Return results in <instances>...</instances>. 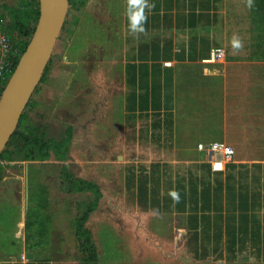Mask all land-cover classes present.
Wrapping results in <instances>:
<instances>
[{"label":"crops","instance_id":"0c3cea01","mask_svg":"<svg viewBox=\"0 0 264 264\" xmlns=\"http://www.w3.org/2000/svg\"><path fill=\"white\" fill-rule=\"evenodd\" d=\"M118 2L120 46L108 69L115 76L104 85L106 105L93 130L104 161L120 175V208L131 231L123 241L137 252L124 261L264 264V161L235 154L214 171L212 156L199 149L211 139L191 121L198 111H181L183 93H194L187 72L214 67L213 52L227 53L235 24L243 31L262 25L264 0ZM27 8L25 0H0V28L12 13L27 17L36 7ZM142 245L159 255L140 253ZM0 264L64 261L31 250Z\"/></svg>","mask_w":264,"mask_h":264},{"label":"rangeland","instance_id":"374dc122","mask_svg":"<svg viewBox=\"0 0 264 264\" xmlns=\"http://www.w3.org/2000/svg\"><path fill=\"white\" fill-rule=\"evenodd\" d=\"M119 17L118 0H73L70 5L50 68L27 114L34 122L50 123V137H64L72 127L73 138L66 159L52 152L49 158L32 160L15 149L12 161L2 162L0 258L34 250L64 264H85L87 259L89 264H134L124 261L137 252L131 241H123L129 218L120 208V175L112 162L104 161L105 152L98 150L101 136L93 130L106 105L104 85L115 76L108 72L120 46ZM259 24L252 31L236 30L235 24L224 57L211 63L212 68L187 72L194 93H183L181 111H198L191 121L203 128L209 142L228 143L240 159L264 161V30L259 27L264 23ZM65 166L101 192L85 223L93 237L91 252L81 247L86 237L73 221L96 197L92 191L75 192L64 178ZM150 252L159 255L158 248L142 245L140 253Z\"/></svg>","mask_w":264,"mask_h":264},{"label":"trees","instance_id":"16d2710c","mask_svg":"<svg viewBox=\"0 0 264 264\" xmlns=\"http://www.w3.org/2000/svg\"><path fill=\"white\" fill-rule=\"evenodd\" d=\"M25 1H27L29 9H33L34 7H36L34 11L32 10V15L25 17V14L22 15L20 11H16L11 14V20L9 24L3 25L4 32L7 38L16 46H20L22 49V53H24L28 44L33 38L40 15V0ZM72 2L73 0H70V5L72 4ZM20 58H17L15 65H18ZM49 68L50 64H48L43 78L36 88L35 93L38 92L41 83L44 82ZM8 82L9 80L4 83V87L7 86ZM32 99L30 100L28 106L30 105ZM27 108L20 119L14 135L10 139L5 150L0 154V173L6 167L2 162H7V164H9L13 159V150L15 149L17 151H25L26 158L32 160L49 158L52 152H54L55 155L61 157L62 159L67 158L66 146L73 137L72 127H67L66 136H64L62 139H58L53 136L50 137L51 124L48 122L37 123L32 121L30 116L27 114ZM11 146L14 147L12 150L9 149ZM64 178L67 180L69 186L75 192L85 193L92 191L96 197V200L85 203L86 207H83V212L73 221V224H75L76 228H78L79 234L85 235L86 237V241L81 245V247L84 251L91 252L94 250L93 237L90 231L86 228L85 223L89 219L91 213L95 211L99 204V200L101 198L100 189L95 183L91 181L75 178L67 166H65L64 168ZM90 260L93 261L94 257L90 258ZM89 263L90 261L89 259H87L85 261V264Z\"/></svg>","mask_w":264,"mask_h":264},{"label":"water","instance_id":"95a60500","mask_svg":"<svg viewBox=\"0 0 264 264\" xmlns=\"http://www.w3.org/2000/svg\"><path fill=\"white\" fill-rule=\"evenodd\" d=\"M69 8L70 0H40V15L33 38L22 54L0 99V154L14 135L52 59ZM218 158L221 159L220 156ZM28 197L27 185L26 198Z\"/></svg>","mask_w":264,"mask_h":264},{"label":"built area","instance_id":"2783aa9c","mask_svg":"<svg viewBox=\"0 0 264 264\" xmlns=\"http://www.w3.org/2000/svg\"><path fill=\"white\" fill-rule=\"evenodd\" d=\"M22 49L11 42L0 28V99L5 89L4 83L7 82L14 73L17 65V58L22 56ZM225 55L224 49H217L213 52L212 61L222 59ZM199 149L212 156V169L214 171L223 170L225 164L232 161L236 151L233 147L223 142H211L200 144ZM221 157L218 158V157Z\"/></svg>","mask_w":264,"mask_h":264},{"label":"clouds","instance_id":"9594fccd","mask_svg":"<svg viewBox=\"0 0 264 264\" xmlns=\"http://www.w3.org/2000/svg\"><path fill=\"white\" fill-rule=\"evenodd\" d=\"M133 30H135V29H133ZM236 47L239 48V44H237Z\"/></svg>","mask_w":264,"mask_h":264}]
</instances>
